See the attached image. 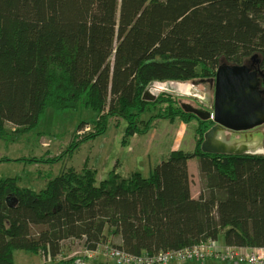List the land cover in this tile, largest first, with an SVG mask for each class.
<instances>
[{
  "label": "trees",
  "instance_id": "1",
  "mask_svg": "<svg viewBox=\"0 0 264 264\" xmlns=\"http://www.w3.org/2000/svg\"><path fill=\"white\" fill-rule=\"evenodd\" d=\"M254 55L264 65V0H0V139H11L9 124L32 130L47 108L96 112L94 130L72 140L70 153L103 135L112 119L126 123L123 144L159 119L198 124L195 148L171 151L148 177L112 170L98 181L91 168L68 167L45 174L39 191L1 178L0 264H14L18 250L54 261L75 241L134 255L221 238L226 246L264 248V154L205 153L211 120L169 94L142 98L152 82L211 78L222 61L248 64ZM64 155L16 160L55 166Z\"/></svg>",
  "mask_w": 264,
  "mask_h": 264
},
{
  "label": "rangeland",
  "instance_id": "2",
  "mask_svg": "<svg viewBox=\"0 0 264 264\" xmlns=\"http://www.w3.org/2000/svg\"><path fill=\"white\" fill-rule=\"evenodd\" d=\"M193 81L194 80L164 81L162 83H168V85H171V83H179L186 85L191 92H195L194 89H196L198 91L197 93L202 94L203 96H207L209 94V97L206 99L205 103L212 104L214 88H212L210 84L195 85ZM167 88L169 91L176 92V86H169ZM166 93L176 97L179 100L180 106L182 103L187 102L192 104V106L195 108H200L195 101L197 98L193 97L192 95H177L176 93L171 94L165 91L158 94V97L159 95ZM149 115L150 114H146L143 119L146 120ZM96 118V112L90 108H79L77 110L65 111H56L53 108H47L39 124L32 130L27 132L14 131L15 127L9 124L7 127L11 132H13L11 134V139L8 141L0 139V159L9 158V160L0 162V179L6 177H18L20 179V185L39 191L45 188L48 183V178L44 176L45 174L52 173L53 175H56L63 169L72 165L78 168H81V165L84 167L88 165V168L98 167L100 171L103 165L95 156L97 154L95 152L100 149L104 150V156L105 158H108V162L112 159V157L117 159L116 164H113L112 167H120V170L124 171L123 175H127L130 169L137 168L140 170L139 167H141V173L143 176L148 177L151 173L148 170L149 165H152L153 170L157 164L166 158L165 154L169 153L173 147H176L177 149L182 148L184 151L195 148L196 142L195 139L193 140V134H195L196 128L198 126L196 121H192V124L187 125L188 134L185 138V141L181 142L182 134L175 135L173 133H169V139L167 138V141L163 140V129L170 123L167 119H159L154 121L155 131L149 141V147L152 149L150 155L139 157V155L131 153L129 149V146H132L134 140L133 138H131L129 145L127 142L126 144H123L126 123L121 120L112 119L110 120L107 131L103 135L84 142L72 153L65 152L70 146L72 140L81 139L82 136L94 130V127H92V122ZM82 122H89L91 124L90 129H81L78 131L77 127ZM115 123L119 124L115 126ZM177 124L179 123H175V126ZM146 135L147 134L134 136H139V138L141 136L143 137V140H146ZM226 137L227 139L230 138V133H228V131L226 133ZM128 140L129 138L127 141ZM189 140H193V142L191 141V144H187L186 141ZM188 143H190V141ZM45 153H50L51 156H60L61 154L65 155L55 166L44 165L43 167H38L37 165L30 164L22 160H16L17 158L21 157H38L42 154L44 155ZM134 163L137 166H133ZM135 171L137 170H134L133 172ZM189 173L191 177L192 195L196 196L198 193L200 194L201 190V180L197 158L192 160ZM52 174L49 177H52ZM70 244L72 247H68L66 249L67 252L68 250H70L69 252L77 249L79 250L80 246H82L81 241H75Z\"/></svg>",
  "mask_w": 264,
  "mask_h": 264
},
{
  "label": "water",
  "instance_id": "3",
  "mask_svg": "<svg viewBox=\"0 0 264 264\" xmlns=\"http://www.w3.org/2000/svg\"><path fill=\"white\" fill-rule=\"evenodd\" d=\"M257 55L251 57L255 61ZM260 76L248 64H234L222 61L211 78L194 80V84L208 81L214 87L212 104L205 103L209 97L196 93L183 94L167 87L183 86L179 83H150L143 93V100L154 102L158 94L167 91L177 95H192L204 103L205 107L195 108L190 103L181 106L201 120H211L214 125L204 134L201 149L205 153L218 154H264V136L258 140L235 138L239 132L247 133L264 125V89L260 88ZM167 94V93H166ZM230 133L227 139L226 133Z\"/></svg>",
  "mask_w": 264,
  "mask_h": 264
},
{
  "label": "crops",
  "instance_id": "4",
  "mask_svg": "<svg viewBox=\"0 0 264 264\" xmlns=\"http://www.w3.org/2000/svg\"><path fill=\"white\" fill-rule=\"evenodd\" d=\"M169 121V120H168ZM169 125L163 129V140L167 141L169 139V133H173L175 135H181L182 134V138H181V142L185 141V138L188 134V130H187V125L190 124H186L184 122H182L181 120L176 119L175 121H169ZM175 123H179L175 126ZM126 127V126H125ZM155 129H154V125L153 128L147 133V135L145 137H147L146 140H143L140 136H131L129 137V140L127 141V144H130V140L131 138H133V143L132 146H129L130 152L131 153H135L137 155H139V157L142 156H149L151 153V148L149 147V141L150 138L152 137L153 133H154ZM168 138V139H167ZM122 139V138H121ZM176 139V138H175ZM195 139V134H193V140ZM193 140H189L190 143H188L189 141H186L187 144H191V141L193 142ZM141 142V144H140ZM140 144V145H139ZM176 147H173L172 150L169 151V153L173 150H176ZM182 149V148H181ZM194 148H192L193 150ZM192 150H186V151H192ZM161 151V150H159ZM95 153H97L95 156L97 159H99L100 163L103 165V167L101 168V170L99 171L98 167H91V169H94L96 171V176H97V180L101 181L103 179H105L108 174L112 171V170H116L118 173H120L122 176L124 177H128L129 174H132L134 170H137L139 172L141 171V167L140 170L137 168L134 169H130L127 173V175H123V170H120V167H112L113 164H116L117 159L115 157H112V159L108 162V158H105L104 156V150L100 149L98 151H96ZM169 153L165 154L166 157L169 155ZM51 156V155H50ZM194 159V158H193ZM190 159L188 164H189V169L191 167V163L192 160ZM133 166H137L135 163L133 164ZM73 168H76L78 170L82 169L84 166L81 165V168L78 167H74L73 165L70 166ZM86 167H88V165H86ZM148 170L151 172L152 171V165L150 164L148 167ZM52 174V173H51ZM59 173H57L56 175H58ZM53 175V174H52ZM53 175V176H56ZM199 193L194 197H198ZM119 240H116V242H118ZM217 245L219 248L224 249L226 247V244L224 243V241L222 240H217ZM86 249L83 248L82 246H80L79 250H74L72 252H69L70 250H65L64 254L57 257L54 261L51 259V257L49 255H43V254H39V253H31V252H27V251H21L18 250L14 253V264H61V261L63 260H67L70 258H74V260L70 261V263L68 264H75V261L78 258H83V260L86 262V264H116L114 258L110 257V256H105L103 253H101L100 250H98V253H94V254H89L85 251ZM31 253V254H29ZM169 264H252V263H248V262H237V261H232V262H227V261H223L220 259H216V258H212V257H208L204 260H192V261H185V262H171Z\"/></svg>",
  "mask_w": 264,
  "mask_h": 264
},
{
  "label": "built area",
  "instance_id": "5",
  "mask_svg": "<svg viewBox=\"0 0 264 264\" xmlns=\"http://www.w3.org/2000/svg\"><path fill=\"white\" fill-rule=\"evenodd\" d=\"M84 129L89 130V127ZM83 129V130H84ZM101 251L105 256L114 258L116 264H169L172 261H192L204 260L208 257L220 259L223 261L248 262L252 264H264V248H241L226 246L221 249L217 245V241L204 242L192 247L160 251L156 254L142 253L139 255L129 254L111 245H102L95 251L85 250L89 254ZM75 264H86L83 258H78Z\"/></svg>",
  "mask_w": 264,
  "mask_h": 264
},
{
  "label": "flooded vegetation",
  "instance_id": "6",
  "mask_svg": "<svg viewBox=\"0 0 264 264\" xmlns=\"http://www.w3.org/2000/svg\"><path fill=\"white\" fill-rule=\"evenodd\" d=\"M249 65H250V67L253 70H257L258 71L259 76L261 78L260 79L261 80V82H260V88L261 89H264V65L261 63V59L256 58L255 61H252L251 60L249 62ZM200 84H208L209 85L208 81H205L204 83H200ZM176 90L179 91V92H181V93H183V94H192V95H194V94H196L198 92L196 89H194L195 92L194 91L191 92L186 85H184V86H178V87H176ZM195 101H196V103L198 104L199 107H203L204 104L201 101H199V99H195ZM185 103H187V102H185ZM245 132H247V133L239 132L236 135H234V137L235 138H241V137H243L244 139H247V140H258V139H260L262 137V135H264L263 134L264 133V125L263 126H260V128L259 127H256L255 129H252L251 131H245Z\"/></svg>",
  "mask_w": 264,
  "mask_h": 264
},
{
  "label": "bare ground",
  "instance_id": "7",
  "mask_svg": "<svg viewBox=\"0 0 264 264\" xmlns=\"http://www.w3.org/2000/svg\"><path fill=\"white\" fill-rule=\"evenodd\" d=\"M184 86V85H183Z\"/></svg>",
  "mask_w": 264,
  "mask_h": 264
}]
</instances>
